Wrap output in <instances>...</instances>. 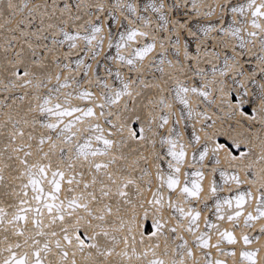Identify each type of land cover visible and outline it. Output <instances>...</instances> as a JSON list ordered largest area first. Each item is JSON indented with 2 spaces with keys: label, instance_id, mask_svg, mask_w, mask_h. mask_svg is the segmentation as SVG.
<instances>
[{
  "label": "water",
  "instance_id": "1",
  "mask_svg": "<svg viewBox=\"0 0 264 264\" xmlns=\"http://www.w3.org/2000/svg\"><path fill=\"white\" fill-rule=\"evenodd\" d=\"M0 264H264V0H0Z\"/></svg>",
  "mask_w": 264,
  "mask_h": 264
},
{
  "label": "trees",
  "instance_id": "2",
  "mask_svg": "<svg viewBox=\"0 0 264 264\" xmlns=\"http://www.w3.org/2000/svg\"><path fill=\"white\" fill-rule=\"evenodd\" d=\"M149 230H150V227L148 226L147 231H149Z\"/></svg>",
  "mask_w": 264,
  "mask_h": 264
},
{
  "label": "flooded vegetation",
  "instance_id": "3",
  "mask_svg": "<svg viewBox=\"0 0 264 264\" xmlns=\"http://www.w3.org/2000/svg\"><path fill=\"white\" fill-rule=\"evenodd\" d=\"M234 152H237V151H234Z\"/></svg>",
  "mask_w": 264,
  "mask_h": 264
}]
</instances>
